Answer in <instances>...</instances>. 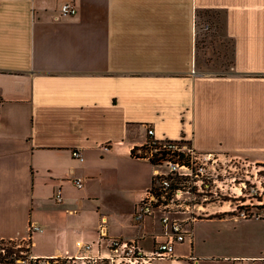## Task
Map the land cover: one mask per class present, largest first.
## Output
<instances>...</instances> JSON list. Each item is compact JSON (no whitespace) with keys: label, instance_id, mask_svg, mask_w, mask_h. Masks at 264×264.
<instances>
[{"label":"crops","instance_id":"obj_1","mask_svg":"<svg viewBox=\"0 0 264 264\" xmlns=\"http://www.w3.org/2000/svg\"><path fill=\"white\" fill-rule=\"evenodd\" d=\"M213 43L228 68L201 60ZM148 128L264 165V0H0V242L77 258L103 222L146 252L164 242L160 214L134 222L153 185L131 154ZM174 255L153 264H264V218L197 220Z\"/></svg>","mask_w":264,"mask_h":264},{"label":"built area","instance_id":"obj_2","mask_svg":"<svg viewBox=\"0 0 264 264\" xmlns=\"http://www.w3.org/2000/svg\"><path fill=\"white\" fill-rule=\"evenodd\" d=\"M60 12L63 17L77 15L75 6L70 3L64 4ZM192 73L195 74V71H192ZM148 136L152 140L147 144L155 148V152L151 150L150 155L146 156V158L156 164L154 165L153 185L137 204L134 222L140 228L147 218L160 214V222L164 228L163 236L166 240L164 242L155 240L153 250L146 252L141 247L139 240L128 241L119 238H109L106 234V224L103 222L99 230V239L95 244H84L82 242L76 244L77 249L81 253L84 252V255H80L77 258H66L61 261L35 259L30 255L31 264H153L154 261L158 260L174 259V244L184 243L192 239L193 227L198 219L193 216L184 219L174 217L173 213H188L191 204H186L185 195L189 194V192L181 185H174L173 183L177 178H198L203 175V169H196V162L201 161L200 157L197 154L198 152L189 146L186 141H158L154 139V131L151 128H148ZM157 152L165 153V159L157 160L154 157ZM211 155L210 153L204 154V160H208ZM72 156L78 161L84 162L80 151L73 150ZM159 167H165V172L160 171ZM74 184L78 189L83 188L81 179L74 180ZM170 197L172 202H181L178 207L184 208L185 206V211L180 212L173 209L172 212L170 210L172 204L168 201ZM55 199L58 203L62 201L60 192H57ZM239 217L242 219L250 218L244 213L239 215ZM94 247L97 248L98 254L94 256L86 255L92 252ZM101 249L106 251V254H102ZM188 260L191 264H198V260L194 256H190Z\"/></svg>","mask_w":264,"mask_h":264},{"label":"rangeland","instance_id":"obj_3","mask_svg":"<svg viewBox=\"0 0 264 264\" xmlns=\"http://www.w3.org/2000/svg\"><path fill=\"white\" fill-rule=\"evenodd\" d=\"M213 44L214 46L207 50L208 57H202L201 60L209 58L207 59L209 61H205V63H217L228 68L231 61L230 49ZM224 58H226V63H224ZM189 146L192 147L190 144ZM148 148L150 149L149 152H146L147 155H150L151 150L155 152L154 146ZM194 150L198 152L197 154L201 160L196 162V169L202 168L203 175L198 178H177L174 180V185H181L189 192L185 195V198L187 200L186 204H191L188 213H173L174 217L184 219L193 216L200 220L213 214L223 216L225 214H235L239 217L244 213L250 218H264V165H258L250 162L247 158L229 152L210 153L212 155L209 159L204 160V154L206 153ZM159 169L165 172V167H159ZM168 201L172 204L171 211L173 209L174 211H185V206L184 208L178 207L181 202H172L171 197ZM8 253L13 255L8 257ZM7 257L9 262L14 258H24L15 261V264H29V243L0 242V264H6L5 258Z\"/></svg>","mask_w":264,"mask_h":264},{"label":"trees","instance_id":"obj_4","mask_svg":"<svg viewBox=\"0 0 264 264\" xmlns=\"http://www.w3.org/2000/svg\"><path fill=\"white\" fill-rule=\"evenodd\" d=\"M150 140H152V139H150ZM149 146H148V144H146L145 146H143V147H141V148H135L133 151H132V156L134 157V158H146V156H147V153L146 152H149V149L150 148H148ZM141 153V154H140ZM142 153H144V154H142ZM165 156H166V154L165 153H163V152H157L155 155H154V157L157 159V160H163V159H165ZM151 161V163L153 164V165H156L155 164V162L154 161H152V160H150ZM11 255H13L12 253H8V257L9 256H11ZM8 257L7 258H5V263L6 264H15V261L17 262V261H19V260H21V259H24V258H14L13 260H11V262H9V261H7V259H8ZM23 263L25 262L24 260L22 261ZM29 264H31V262H29Z\"/></svg>","mask_w":264,"mask_h":264}]
</instances>
